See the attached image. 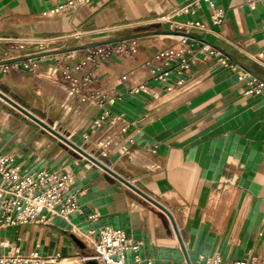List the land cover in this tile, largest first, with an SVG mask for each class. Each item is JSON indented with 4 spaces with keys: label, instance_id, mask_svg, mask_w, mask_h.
<instances>
[{
    "label": "crops",
    "instance_id": "1",
    "mask_svg": "<svg viewBox=\"0 0 264 264\" xmlns=\"http://www.w3.org/2000/svg\"><path fill=\"white\" fill-rule=\"evenodd\" d=\"M193 1L0 0V64L36 58L33 73L1 75L0 91L130 184L0 102V155L34 174L70 176L68 195L79 207L68 219L0 226V242L49 261L89 253L72 238L83 242L91 231L97 238L108 226L140 243L126 253L128 264L264 263V94L239 81L248 72L264 82V57L257 58L264 56V0L255 9L251 0H200L190 13L174 14ZM212 5L223 10L221 24L212 21ZM188 21L205 30L182 45L173 23ZM131 37L140 38L137 56L114 57L95 71L92 103L46 78L52 68L61 74L75 66L87 46ZM167 49L185 53L156 79L153 60ZM222 55L239 68L220 66ZM104 109L109 120L93 131ZM8 252L0 246V256Z\"/></svg>",
    "mask_w": 264,
    "mask_h": 264
},
{
    "label": "built area",
    "instance_id": "2",
    "mask_svg": "<svg viewBox=\"0 0 264 264\" xmlns=\"http://www.w3.org/2000/svg\"><path fill=\"white\" fill-rule=\"evenodd\" d=\"M200 0H194L191 4L176 10L174 14L184 15L191 12L190 7L197 5ZM260 0H251V8L255 9L256 3ZM81 3L70 2L50 12L52 16L64 14L76 8ZM212 21L221 24L223 21V10L215 8ZM161 22H170L162 18ZM174 28L178 31L177 36L182 45H186L189 37L195 31H204L205 26L199 21H188L185 23L175 22ZM138 37L121 39L114 42L100 43L87 46L82 49L83 58L71 69L64 70L61 74L58 68L50 70V76L57 81H63L70 87L67 94L81 102L92 103L98 94L91 92L97 83L95 71L114 57L135 58L139 52ZM185 53L184 49H167L160 51L154 58L155 63L152 74L156 79L164 80L167 73L163 70L169 68L172 63ZM72 54L68 53L67 57ZM259 55L258 59H263ZM36 58H27L21 61H9L0 64V76L7 75L17 70L34 72V61ZM184 62V61H183ZM220 66L236 71L239 67L227 56L222 55L219 59ZM84 73L82 80L75 74ZM248 81L250 94H264V82L250 73L244 72L239 76V81ZM102 106V105H101ZM109 120V112L104 109L101 116L90 126L95 131L104 126ZM121 132H126L123 127ZM86 134L84 139L89 140ZM81 147V146H79ZM82 148V147H81ZM83 149V148H82ZM70 176H61L55 172L42 171L31 173L21 166L14 165L12 158L0 155V226L19 227L28 224H47L53 216H61L68 219L71 214L79 210L77 201L73 196L68 195L70 191ZM96 219V217H92ZM83 243L86 245L88 254H77L74 257L63 258L56 255L49 261L41 258L38 254L24 255L18 246L7 242H0V246L9 248L6 255L0 256V264H65L66 260L75 261L74 264H88L95 261L97 264H128L125 260L127 252L137 250L140 243L134 242L127 234L120 229L104 227L97 238H93V231L85 236ZM220 264V260H215ZM147 264H152L150 261ZM264 264V263H263Z\"/></svg>",
    "mask_w": 264,
    "mask_h": 264
},
{
    "label": "water",
    "instance_id": "3",
    "mask_svg": "<svg viewBox=\"0 0 264 264\" xmlns=\"http://www.w3.org/2000/svg\"><path fill=\"white\" fill-rule=\"evenodd\" d=\"M0 98H2L8 104H10L11 106H13L17 110H19L21 113H23L25 116L29 117L31 120H33L37 124H39L41 127H43L44 129H46L49 132H51L52 134H54L57 138H59L60 140H62L63 142H65L68 146H70L72 149H74L75 151H77L78 153H80L82 156L86 157L91 162H93L94 164H96L97 166H99L100 168H102L103 170H105L106 172H108L109 174L113 175L114 177H116L120 181H122L125 184H127V185L130 186V184L128 182H126L125 180H123L120 176H118L116 173H114L106 165H104L103 163L99 162L93 156H91L90 154H88L84 149H82L78 145L74 144L68 138H66L63 135H61L59 132H57L52 127H50L48 124H46L43 120H41L40 118H38L37 116H35L29 110H27L26 108H24L23 106H21L19 103H17L16 101H14L13 99H11L10 97H8L6 94H4L1 91H0ZM139 193H141V192H139ZM72 239H73L74 243L78 246L79 249H81V250H85L86 249V245L82 241H80L76 237H73ZM88 264H97V263L95 261H90V262H88Z\"/></svg>",
    "mask_w": 264,
    "mask_h": 264
},
{
    "label": "rangeland",
    "instance_id": "4",
    "mask_svg": "<svg viewBox=\"0 0 264 264\" xmlns=\"http://www.w3.org/2000/svg\"><path fill=\"white\" fill-rule=\"evenodd\" d=\"M48 76V77H47ZM46 78L50 79L53 81V79H51V76H50V73L48 75H46ZM47 81V80H46ZM42 92H43V89H42ZM9 97V96H8ZM11 98V97H10ZM13 99V98H11ZM14 100V99H13ZM0 102H2L3 104H5L8 108H10L11 110H13L14 112H16L19 116H24L25 118H27L30 122H32L38 129H41L42 132H45V133H48L50 134L51 136H53L54 138H56V140H58L59 142H61L64 146L68 147V148H71L70 146H68L65 142H63L62 140H60L59 138H57L54 134H52L51 132H49L48 130L44 129L43 127H41L39 124H37L36 122H34L33 120H31L29 117L25 116L23 113H21L19 110H17L16 108H14L13 106H11L10 104H8L6 101H4L2 98H0ZM24 108H26V106L22 105ZM27 110H29L28 108H26ZM35 114V113H34ZM35 115H38V114H35ZM39 116V115H38ZM44 121L45 118L41 117ZM46 123L49 124L48 121H46ZM50 125V124H49ZM56 131L59 132L61 135H63L64 137L68 138L69 139V136H67V134H65L64 132H62L61 130L57 129L56 128ZM83 254H87L88 252H82Z\"/></svg>",
    "mask_w": 264,
    "mask_h": 264
},
{
    "label": "bare ground",
    "instance_id": "5",
    "mask_svg": "<svg viewBox=\"0 0 264 264\" xmlns=\"http://www.w3.org/2000/svg\"><path fill=\"white\" fill-rule=\"evenodd\" d=\"M50 84H52V85H55V86H58V85H56V84H54L53 82H51V81H48ZM59 90V89H58ZM56 130V129H55ZM138 160V159H137ZM136 160V161H137ZM65 264H74L75 263V261H72V260H66L65 262H64Z\"/></svg>",
    "mask_w": 264,
    "mask_h": 264
}]
</instances>
